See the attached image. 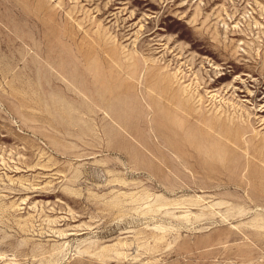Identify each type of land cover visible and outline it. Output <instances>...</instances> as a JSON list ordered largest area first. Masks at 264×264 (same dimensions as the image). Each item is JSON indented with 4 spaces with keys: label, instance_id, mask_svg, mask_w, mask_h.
<instances>
[{
    "label": "rangeland",
    "instance_id": "374dc122",
    "mask_svg": "<svg viewBox=\"0 0 264 264\" xmlns=\"http://www.w3.org/2000/svg\"><path fill=\"white\" fill-rule=\"evenodd\" d=\"M0 264H264V0H0Z\"/></svg>",
    "mask_w": 264,
    "mask_h": 264
}]
</instances>
